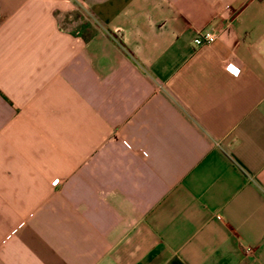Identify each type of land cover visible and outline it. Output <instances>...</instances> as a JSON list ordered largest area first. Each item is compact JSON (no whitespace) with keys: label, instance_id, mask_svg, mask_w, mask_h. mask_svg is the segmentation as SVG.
<instances>
[{"label":"crops","instance_id":"1","mask_svg":"<svg viewBox=\"0 0 264 264\" xmlns=\"http://www.w3.org/2000/svg\"><path fill=\"white\" fill-rule=\"evenodd\" d=\"M0 264H264V0H0Z\"/></svg>","mask_w":264,"mask_h":264},{"label":"built area","instance_id":"2","mask_svg":"<svg viewBox=\"0 0 264 264\" xmlns=\"http://www.w3.org/2000/svg\"><path fill=\"white\" fill-rule=\"evenodd\" d=\"M218 38L217 33L214 30H204L200 31L194 39V42L197 45H206L212 44ZM226 68L233 72L234 74H238L240 71L239 67L234 66L233 64H227ZM126 144L131 147L130 143L126 141ZM250 249V248H249Z\"/></svg>","mask_w":264,"mask_h":264},{"label":"rangeland","instance_id":"3","mask_svg":"<svg viewBox=\"0 0 264 264\" xmlns=\"http://www.w3.org/2000/svg\"><path fill=\"white\" fill-rule=\"evenodd\" d=\"M80 15H81V12L78 13V16H80Z\"/></svg>","mask_w":264,"mask_h":264}]
</instances>
